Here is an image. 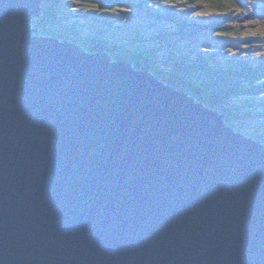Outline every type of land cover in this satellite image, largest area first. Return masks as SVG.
I'll return each instance as SVG.
<instances>
[{"label":"water","instance_id":"1","mask_svg":"<svg viewBox=\"0 0 264 264\" xmlns=\"http://www.w3.org/2000/svg\"><path fill=\"white\" fill-rule=\"evenodd\" d=\"M39 1L0 0V264H264L262 141Z\"/></svg>","mask_w":264,"mask_h":264},{"label":"trees","instance_id":"2","mask_svg":"<svg viewBox=\"0 0 264 264\" xmlns=\"http://www.w3.org/2000/svg\"><path fill=\"white\" fill-rule=\"evenodd\" d=\"M56 2L58 5H60V13L64 14V11H67L62 6L64 3L62 0H56ZM221 4L224 3L221 2ZM112 6H114V4H110L109 7ZM144 6L146 7L145 4ZM44 8V15L40 17L38 21H33V25L35 27H40L41 33L48 32L45 30V24L47 22L44 21L47 18L49 19L50 14L54 13V10L50 9L48 0L45 1ZM146 9L149 10V7H146ZM68 12L72 13V10H69ZM75 20L76 19H73L71 16L68 18L63 17V20H60V27H52L50 28V31L52 30L63 39H72L74 42H78L87 51L96 52L99 50H105L110 52L114 58H121L123 56L131 63H134L135 59L143 62L137 63L136 65L134 63V65L136 67H143V69H149L152 72H157L160 74L159 77L162 80H165L169 84L175 85L178 88L189 91L194 97L197 98L198 101L205 102L211 107L220 109V111L227 114V116L232 114L230 118L233 120L228 122L233 125L236 131L245 135L250 134L257 139L264 141V131L257 132V130H245L243 127L245 124L243 121L249 119L252 116V113H257V115H260L261 104L259 103L253 105L254 108H250L248 106L246 107V104L243 101H240V99H236L234 97V95L246 91L249 92L248 94H250V96L244 98L247 102L252 101L255 103L256 101H259L257 92L261 89V91L264 92V72L260 73L258 70H251L249 71V73L251 72L249 74L248 72L238 70L236 68V71H230L227 75H224L220 71L204 68L201 66L199 60L196 61L194 58H191L188 53H178L176 51H172V54L168 53L165 56H155L153 53H151V47L146 46L144 42L137 43L136 38L126 37L125 35H123L124 38L119 39L113 38L112 35L108 37V34L102 30H94L91 27L82 28L83 25L81 23L74 24ZM135 45H137V47H135ZM127 46L129 47L127 48ZM155 48L159 49L162 47L155 46ZM203 53L206 54L207 52ZM165 62L170 63L172 66H168V69L166 70L162 69L159 66V63ZM254 66L255 69H258L257 64ZM196 71L197 75H194ZM204 74H206V76H204ZM198 76H201V78ZM241 76H244V78ZM215 77L220 79L215 80ZM202 78L204 80H202ZM230 99L238 100L240 103L233 102L234 105L231 107L228 104ZM233 114L237 116L234 117ZM261 117L264 119V115H261ZM239 119L242 122H238ZM257 119L259 118L257 117ZM259 120L261 121L262 119Z\"/></svg>","mask_w":264,"mask_h":264},{"label":"clouds","instance_id":"3","mask_svg":"<svg viewBox=\"0 0 264 264\" xmlns=\"http://www.w3.org/2000/svg\"><path fill=\"white\" fill-rule=\"evenodd\" d=\"M43 1L45 3L46 0H43ZM91 1H93V0H64V1L62 0V2L64 3V5H62V6L65 8V10H67V11H64V14H62L59 11L60 5H58V3L56 2V0H48L50 9L54 10V13L50 14L49 15V18L51 19V22L52 23H57L58 22V24L60 26L61 25L60 20L63 19V17H65V18L67 17L68 18V17L71 16L73 19H76L75 22H74V24L75 23H81L83 25L82 28H85V27L89 28V27H91L94 30H102V31H104L105 33L108 34V37L112 35V37L113 38H116V39H119L120 38L119 36H123V34H125L126 37L136 38L137 39V43L144 42L146 44V46L151 47L152 48L151 53H153L155 56H165V55L168 54V53L167 54H164L163 51H162V48H159V49H156L155 48V46H161L162 47V45H160V43H164V42L167 43L168 45H170V44L172 45V47L170 49L171 52L172 51H174V52L176 51L178 53H183V52H181L182 51L181 49H177L174 46L175 45V42H174L173 39H174L175 35H173V31H171L169 29L170 31H167V36H166V34H165L166 32L163 31V29H165V26L162 27L161 24H158V22H157V21H159V19H162L161 21L166 20L167 18H172V19L176 20L177 21L176 23H179L180 24V28L177 29V32L178 33H181V32H186L187 33V31H189L188 33H190L191 30H189V29L195 23V22H193V23H186L188 27H185V24L183 22L184 17H183L182 14H181V17L182 18L179 17V16H176V15H168L167 12H164L165 13L164 14V13H161L159 11V8H157V7L156 8L149 7V10H147L146 7L144 6V4H145V1L144 0H138V1L108 0L107 3L114 4V5L121 3V4L135 5L137 7H143L146 10V12H147V14L149 16L148 18H144L143 19L145 21V23H148V28L137 27L132 32H127V33L126 32H118L117 30H115L114 22L111 21V20L110 21H107V24L106 25L94 26L92 24H88L87 23V21H89V19H87V20H81L80 19V16H84V14H82V13L87 14L89 17L92 15L91 13H88V11H89V9H92L93 8V5H90L89 8L86 11H83V12L81 10L84 9L85 7L84 6H80L83 3H90ZM178 1L182 3L184 1H189L190 2L191 0H178ZM203 1L205 3L210 4L211 6H213L215 8L216 12H218L217 14L219 16H221L222 22H226L230 18L236 19L237 22H238L240 20V15L243 16V14H240V11L241 10H247L246 7H245V4H246L245 3V0H215V1H213V0H203ZM220 1L223 2L224 4H221ZM44 3L40 7L41 14L40 15H37V16H33L29 20V27H30V29H32V34L33 35L40 36V37H44V38H54L57 41L62 42V43L66 42L69 45H73L76 48H78L80 52L90 53V54H96L98 52H101V53L105 54L106 56H110L111 58H114L113 55L110 52H108V51L99 50V51H96V52H90V51L85 50V48L81 44H79L76 41L74 42V40H72V39H63L61 36H59L58 34H56L55 32H53L52 30L50 31V27H48L47 24H46L45 30L48 31V32L47 33L46 32L41 33L40 27H38V26L35 27L33 25V21H34V18L35 17H39L40 18V17H42L44 15V13H45V11H43V9H44ZM68 5H69V7H68ZM167 6H169V4H166V7ZM95 9H97V13L94 14L95 16L98 15V14L99 15H105L107 13V10H108V8H106V9L104 8L102 10L101 9H98V8H95ZM170 9H172V8H170ZM69 10H72V13L68 12ZM74 10H79V11L75 12ZM175 11L179 12L176 9H175ZM231 11L232 12L235 11L237 13V15L234 17V14ZM61 14L63 15V17H62ZM231 14H232V16H231ZM152 17L155 18L154 21H152V19H151ZM81 18L83 19L84 17H81ZM45 22H47V21L45 20ZM249 22L250 21H247V23H246V21H245V23H246L245 26H247V24ZM30 24L33 25V26H30ZM189 24H191V25H189ZM241 29H240L239 26H236L233 29L226 30V31H227V33H231V34H232V32H233V34H239L240 31L242 32ZM151 36H152V38H151ZM155 40H158L160 43L153 42L155 44H151V42L152 41H155ZM128 47L129 46H127V48ZM135 47H137V45H135ZM148 50H150V49H148ZM232 50L233 49H231V51ZM227 51H230V50L228 49ZM118 59H120V58H114V59H110L111 61H109V60L108 61L111 62V63H114V61H116V62L119 61ZM121 61H125L127 64L130 65L131 68H133L134 70H138L137 67L134 65V63H131L127 58H124V60H121ZM202 63L207 67V65H206L205 62H202ZM202 63H201V66L204 67V65ZM159 64H163V66H167V69H168V66L169 67L172 66L170 63H167V62H165V63H159ZM142 72H146L150 77L156 76L160 81H163L164 83L169 84L165 80H162L161 78H159L154 72L150 71L149 69H142ZM173 86L175 88L179 89V90L186 91L187 94H189L190 97H194L189 91H187L185 89H182V88H178L175 85H173ZM195 101L203 103L204 106H209L205 102L198 101L197 98L195 99ZM212 108H214V107H212ZM214 109H216L223 116V119H224L225 123L227 125H229L234 132L240 133V132H238V131L235 130V128L233 127V125L228 124L229 122L226 121L227 119H230L231 115H228L227 116V114L221 112L220 109H217V108H214ZM258 118L259 119H262L261 116H258ZM249 119L259 120V119H257V117H253V115ZM243 135H245V134H243ZM246 136H251V135L250 134H246ZM251 137H253V136H251ZM255 139H257V138H255ZM258 140H261V139H258ZM261 141L264 144V141L263 140H261Z\"/></svg>","mask_w":264,"mask_h":264},{"label":"rangeland","instance_id":"4","mask_svg":"<svg viewBox=\"0 0 264 264\" xmlns=\"http://www.w3.org/2000/svg\"><path fill=\"white\" fill-rule=\"evenodd\" d=\"M129 1H138V0H129ZM144 1H145L146 7H151V8L157 7V8H159V11L161 13L167 12L168 15L173 14V15L181 17V14L179 12H177L173 9H170V8H174V7L177 8L178 10H180L181 12L185 11L184 9H180V8L176 7V5L181 4L178 0H144ZM39 2H40V7H41L43 5L44 1L40 0ZM107 2H108V0H93L90 3L81 4L80 6L85 7L84 9L81 10L82 12L86 11L90 5H93V8L89 9V11H88V13L92 14L90 17L87 14L82 13V14H84V16H80V19L81 20L89 19V21H87V23L92 24L94 26L106 25L107 21L111 20L114 22L115 30H117L118 32H126V33L132 32L137 27L148 28V23H145V21L143 19L148 18L149 16L143 7H137L135 5L121 4V3L115 4L114 6L109 7L110 3H107ZM166 4H169V6L166 7ZM95 8H98L101 10L104 8L105 9L108 8V10H107V13L105 15H99L98 14L95 16L94 14L97 13V9H95ZM44 10H45V8L43 9V11ZM74 11L77 12L79 10H74ZM195 12H200V10L197 9V10L193 11L192 13H188L187 15L194 18ZM233 14H234V17L237 15V13H233ZM81 17H84V18L82 19ZM151 19H152V21L155 20L154 17H152ZM35 20L38 21L39 17H35L34 21ZM45 20L47 21V23H46L47 26L50 28L55 27V26L60 27L58 22L52 23L50 18L49 19L47 18ZM61 20H63V19H61ZM166 23H167V25L169 24L168 22H166ZM238 25H239V23L237 22L236 19L230 18L228 21L222 23V30H230V29H233L234 27H236ZM30 26H33V25L30 24ZM204 31H205V35L200 37V40H199L201 43H204V44L205 43L214 44L213 41H214L216 36L218 38H220L221 35L225 34V32L217 33L218 31L213 30L212 27H207ZM123 35H125V34H123ZM119 37L124 38L123 36H119ZM179 44L181 46L178 49L188 50L189 53H191V56H193L194 54L196 55V52H197L196 49L202 50V52H208V51H203V50H206V48H204L200 44H198L196 40L187 41V42L181 41ZM208 49L214 51L212 46L209 47ZM222 55L224 56L225 54H222ZM107 57L109 58L108 59L109 61H111L110 59H114V58H111L110 56H107ZM124 58L125 57L122 56L118 60L121 61V60H124ZM134 61H135L134 62L135 65L137 63H143L137 59H135ZM114 62H116V61H114ZM159 66L162 69H165V70L167 69L165 66H163V64H159ZM131 69L134 70L133 68H131ZM137 69L138 70H134V71H141L142 72L143 67L138 66ZM196 73H197V71L194 73V75ZM204 76H206V74H204ZM155 77L156 76H152V78H155ZM198 77L201 78V76H198ZM219 79L220 78L215 77V80H219ZM202 80H204V79L202 78ZM210 98H211V96H210ZM261 101H263V105L261 104L260 110H262V112H264V94L261 97ZM233 102L240 103L238 100H231L230 99V102L228 103L229 106L232 107L234 105ZM256 103L259 104L260 101H256ZM242 104H244V103H242ZM252 105H255V104H252ZM248 107H250V105H248ZM251 108H254V107H251ZM230 115H232V114H230ZM233 116L235 117L237 115L233 114ZM261 118H262L261 121L256 120V119H247L248 121L247 120L243 121V123H245L243 127L245 128V130H251V131L257 130V132L264 131V119H263V117H261ZM232 120L233 119L230 118V119H227L226 121L228 122V121H232ZM238 122H242V121L239 119ZM228 124L231 125V123H228Z\"/></svg>","mask_w":264,"mask_h":264},{"label":"bare ground","instance_id":"5","mask_svg":"<svg viewBox=\"0 0 264 264\" xmlns=\"http://www.w3.org/2000/svg\"><path fill=\"white\" fill-rule=\"evenodd\" d=\"M165 58V57H164ZM166 60V59H165ZM174 63V62H173ZM186 65V64H185ZM167 67V66H166ZM181 68V67H180ZM179 68V69H180ZM158 77L160 76V74H158L157 72H154ZM160 78V77H159ZM206 79V78H205ZM207 80V79H206ZM209 80V79H208ZM257 114V113H256ZM248 121V120H247Z\"/></svg>","mask_w":264,"mask_h":264}]
</instances>
